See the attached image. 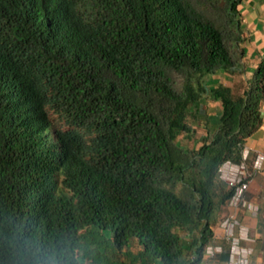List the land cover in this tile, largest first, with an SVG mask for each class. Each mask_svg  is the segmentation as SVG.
Returning <instances> with one entry per match:
<instances>
[{
	"label": "trees",
	"instance_id": "obj_1",
	"mask_svg": "<svg viewBox=\"0 0 264 264\" xmlns=\"http://www.w3.org/2000/svg\"><path fill=\"white\" fill-rule=\"evenodd\" d=\"M240 3L0 0V264H200L262 120Z\"/></svg>",
	"mask_w": 264,
	"mask_h": 264
},
{
	"label": "crops",
	"instance_id": "obj_2",
	"mask_svg": "<svg viewBox=\"0 0 264 264\" xmlns=\"http://www.w3.org/2000/svg\"><path fill=\"white\" fill-rule=\"evenodd\" d=\"M243 27L245 30V47L251 69L254 70L264 63V0H241L239 5ZM210 114L218 115L220 105L217 102L206 104ZM209 112V111H208ZM262 120L258 128L246 139L249 150L248 164L252 172V181L246 192V198L258 206L256 213L245 208L225 206L218 221L214 224L213 244L222 246L223 250L212 258H204L200 264H218L224 253H229L230 242L225 238L222 220L235 216L246 227L250 240L243 239V246H250L253 252L249 257V264H264V160L261 168H254L256 157L261 154L264 158V100L261 106ZM239 229L236 228V234ZM227 260V259H226Z\"/></svg>",
	"mask_w": 264,
	"mask_h": 264
},
{
	"label": "built area",
	"instance_id": "obj_3",
	"mask_svg": "<svg viewBox=\"0 0 264 264\" xmlns=\"http://www.w3.org/2000/svg\"><path fill=\"white\" fill-rule=\"evenodd\" d=\"M248 155L249 150L244 147L240 162L232 160L223 162L219 167V176L229 186L234 188V192L227 201L226 206L245 208L252 213H256L258 206L246 198V192L253 179L247 162ZM263 160V156L259 154L253 163L254 168H261ZM222 226L224 228L225 238L230 242V249L227 260L219 262L218 264H249V257L253 252V248L241 244V240L243 239L250 240L246 227L235 216L223 219ZM236 228L239 229L238 234H236ZM222 250V246L211 243L206 247L205 256L206 258H212Z\"/></svg>",
	"mask_w": 264,
	"mask_h": 264
},
{
	"label": "clouds",
	"instance_id": "obj_4",
	"mask_svg": "<svg viewBox=\"0 0 264 264\" xmlns=\"http://www.w3.org/2000/svg\"><path fill=\"white\" fill-rule=\"evenodd\" d=\"M85 250V246L79 242H74L71 247L57 242L54 246L37 248L31 264H81Z\"/></svg>",
	"mask_w": 264,
	"mask_h": 264
},
{
	"label": "rangeland",
	"instance_id": "obj_5",
	"mask_svg": "<svg viewBox=\"0 0 264 264\" xmlns=\"http://www.w3.org/2000/svg\"><path fill=\"white\" fill-rule=\"evenodd\" d=\"M202 109H203V111H205V110L207 109V107H206V103H205V104L203 103V105H202ZM207 111H209V112H208L209 114L211 113V110H207ZM209 114H208V115H209ZM202 118H203V117H201V120H202ZM211 118H212V123H213L214 120H215V118H214L213 116H212Z\"/></svg>",
	"mask_w": 264,
	"mask_h": 264
}]
</instances>
